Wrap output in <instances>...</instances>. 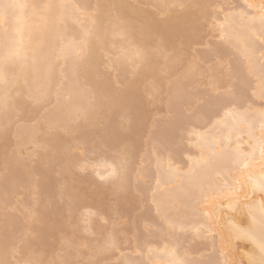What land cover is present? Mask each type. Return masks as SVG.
Listing matches in <instances>:
<instances>
[{
  "label": "snow or ice",
  "instance_id": "snow-or-ice-1",
  "mask_svg": "<svg viewBox=\"0 0 264 264\" xmlns=\"http://www.w3.org/2000/svg\"><path fill=\"white\" fill-rule=\"evenodd\" d=\"M0 264H264V0H0Z\"/></svg>",
  "mask_w": 264,
  "mask_h": 264
},
{
  "label": "rangeland",
  "instance_id": "rangeland-1",
  "mask_svg": "<svg viewBox=\"0 0 264 264\" xmlns=\"http://www.w3.org/2000/svg\"><path fill=\"white\" fill-rule=\"evenodd\" d=\"M76 1L82 3L81 0H76ZM85 1H87V3H88V2H90V3H95V2H94L95 0H85ZM124 1H125V0H124ZM83 2H84V1H83ZM96 2H97V0H96ZM125 2H132V3H135V2H137V0H127V1H125ZM228 2L236 3V4H241L239 0H231V1L228 0ZM118 44H119V43H118ZM118 47H119V45H118ZM141 91H142V89H141ZM131 98H132V99H131ZM135 100H136V101H135ZM130 101H131V102H130ZM126 102L129 104L130 107H133V108H134V107L139 103V96H136V95L129 96V97L127 98V101H126ZM133 102H134L135 106H134ZM135 102H136V103H135ZM110 196H111V191H110V189H109V188H106V187L103 186V185H99V186L95 187L94 190L92 191L93 202H99V201H101L102 199H107V198H109Z\"/></svg>",
  "mask_w": 264,
  "mask_h": 264
},
{
  "label": "bare ground",
  "instance_id": "bare-ground-1",
  "mask_svg": "<svg viewBox=\"0 0 264 264\" xmlns=\"http://www.w3.org/2000/svg\"><path fill=\"white\" fill-rule=\"evenodd\" d=\"M82 1V3H87V1H85V0H81ZM84 1V2H83ZM125 1H127V0H125ZM124 0H117V2H125ZM229 1H231V0H229ZM240 1V3L242 4V3H244V0H239ZM65 2H68V3H80V2H78V1H76V0H65ZM94 2H96V0L94 1ZM102 2H105V0H102ZM70 27H71V29L72 30H76V27L77 26H75V25H70ZM119 45V44H118ZM117 45V46H118ZM132 99V98H131ZM136 101V100H135ZM131 102V101H130ZM136 103V102H135ZM133 104H134V102H133ZM134 106H135V104H134Z\"/></svg>",
  "mask_w": 264,
  "mask_h": 264
}]
</instances>
